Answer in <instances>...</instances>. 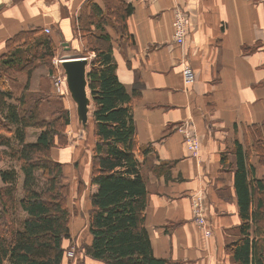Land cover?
I'll return each mask as SVG.
<instances>
[{"label":"crops","instance_id":"1","mask_svg":"<svg viewBox=\"0 0 264 264\" xmlns=\"http://www.w3.org/2000/svg\"><path fill=\"white\" fill-rule=\"evenodd\" d=\"M85 1L0 0V56L8 39L38 27L49 29L61 52L74 57L86 43L76 28ZM94 1L103 7L104 0ZM124 1L133 8L126 20L130 37L109 34L119 82L129 94L141 86L131 114L138 146L152 149L139 162L153 256L177 264H232L226 247L238 237L240 218L231 152L235 141L244 149L251 146L248 126L260 125L264 134V0ZM176 8L188 19L183 45L173 40ZM184 64L193 71L191 84L183 77ZM28 92L41 90L34 85ZM28 129L25 141L34 142L27 141ZM34 132L36 139L39 130ZM187 138L199 143L196 154ZM60 149L54 155L77 163L76 153ZM248 164L255 179L264 176V164L252 149ZM198 198L205 227L192 210Z\"/></svg>","mask_w":264,"mask_h":264},{"label":"trees","instance_id":"2","mask_svg":"<svg viewBox=\"0 0 264 264\" xmlns=\"http://www.w3.org/2000/svg\"><path fill=\"white\" fill-rule=\"evenodd\" d=\"M132 11L123 0H104L103 7L87 0L76 19L78 34L94 53L87 83L93 105L89 123L91 120L95 138L89 185L95 186V191L89 193L87 227L91 240L85 255L99 264H177L152 253L144 226L147 195L139 162L152 149L150 145L138 146L131 114L132 98L140 95L141 86L134 85L129 94L119 82L111 35L106 32L105 18L110 17L113 30L119 34L117 39H129L126 20ZM44 33L35 27L8 39L0 68L29 76L34 63L42 62L50 70L56 41ZM13 98L0 83V146L17 161L22 175L21 196L17 197V171H0L4 186L0 187V264H62L63 242L70 238L69 187L63 164L51 158L50 150L58 134L57 124L63 128L69 124L67 113L50 123L34 122L37 110L21 115L19 107L25 100ZM28 127L41 130L34 142L25 141ZM247 130L251 146L244 149L235 141L231 152L235 156L234 189L240 224L238 237L226 249L232 264H264V176L255 179L248 164L250 149L264 164V134L260 125H250ZM3 131L10 137L3 136ZM221 162L224 164L226 157ZM38 179L44 181L42 188L37 187ZM16 207L23 213L21 220L13 216Z\"/></svg>","mask_w":264,"mask_h":264},{"label":"rangeland","instance_id":"3","mask_svg":"<svg viewBox=\"0 0 264 264\" xmlns=\"http://www.w3.org/2000/svg\"><path fill=\"white\" fill-rule=\"evenodd\" d=\"M105 19L108 24L106 26V32L110 33L112 37L119 36V34H117L112 28V26H115L113 19H110V17ZM109 27L111 30L108 29ZM80 39L83 40L81 37ZM55 41L56 50H54L53 59L49 64L51 68L50 70H48L42 62L34 63V66L28 72L29 76H27V72L20 71H15L12 72V74H9V72L0 68V83L4 85L5 89L13 94L14 98L18 99L21 96L25 100L24 104L19 107L21 115L29 109L37 110V115L35 111V118H33L34 122L44 120L46 123H50L58 118L59 115L64 114L65 112L67 113L66 115L69 124L64 128L57 124L58 134L54 139V145L50 150V156L53 160L65 164L63 166L64 180L69 187L67 208L70 212V238L63 242L65 257L62 264H99L90 260L85 255V247L89 245L91 240L87 225L88 211L90 209L89 193L92 191L89 185V171L91 169V150L93 149V142L95 141L91 127L92 122L90 121L85 128H82L78 121L76 107L66 89L63 70L59 63L61 59L67 58V56L66 53L61 52L60 44H58L56 39ZM82 45L83 46L79 47V50L74 57L86 58L88 60L86 71H89L91 60L94 58V53L90 51L87 43ZM58 80H60V90H56L53 87L54 82ZM34 85H37V88H39L41 92H37V94H31L28 92L30 88H34ZM23 89L25 91H23ZM11 102L17 103L14 100H11ZM89 109L90 114L88 117L91 116L93 105ZM11 128L13 129L12 126ZM38 130L39 132L41 131L40 129ZM34 131H36V129L33 128L27 130V141H35V139H33V133L36 132ZM78 131L84 133V138L78 136ZM1 134L5 137H10V134L7 132L3 131ZM60 148H68L67 150L76 153L77 163H68L65 158L54 155L56 149L61 150ZM52 149L54 156L51 154ZM9 168H14L18 171V176L21 174L18 169L17 161L10 156L7 148L0 146V171ZM43 185L44 181L38 179L37 187L42 188ZM0 187H4L2 183H0ZM20 188L21 181H17V197L21 196ZM13 214L16 220H21L23 217V213L18 207L15 208Z\"/></svg>","mask_w":264,"mask_h":264},{"label":"water","instance_id":"4","mask_svg":"<svg viewBox=\"0 0 264 264\" xmlns=\"http://www.w3.org/2000/svg\"><path fill=\"white\" fill-rule=\"evenodd\" d=\"M60 65L65 74L68 93L76 107L78 121L82 128H85L88 124L91 101L88 95V71H86L88 60L81 57H67L60 60Z\"/></svg>","mask_w":264,"mask_h":264},{"label":"built area","instance_id":"5","mask_svg":"<svg viewBox=\"0 0 264 264\" xmlns=\"http://www.w3.org/2000/svg\"><path fill=\"white\" fill-rule=\"evenodd\" d=\"M187 24H188V19L185 13L180 8H176L174 10L172 27H173V40L177 45L184 44ZM43 31L45 33H49V29H44ZM182 74L187 83L191 84L193 82V71L189 64L183 65ZM64 80H65V75H64ZM53 87L56 90H60V80L55 81ZM185 143L191 153L196 154L198 152L199 143L196 141L195 138L194 139L187 138L185 139ZM192 210L197 224L200 225L201 227H205V219L202 216L200 198H198L196 202L193 204ZM206 235H210V232L207 230H206Z\"/></svg>","mask_w":264,"mask_h":264},{"label":"bare ground","instance_id":"6","mask_svg":"<svg viewBox=\"0 0 264 264\" xmlns=\"http://www.w3.org/2000/svg\"><path fill=\"white\" fill-rule=\"evenodd\" d=\"M89 117H90V116H89ZM89 117H88V118H89ZM90 121H91V120H90ZM88 123H89V119H88Z\"/></svg>","mask_w":264,"mask_h":264}]
</instances>
